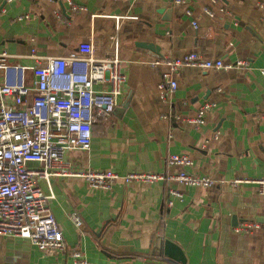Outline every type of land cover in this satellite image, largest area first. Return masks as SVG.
Wrapping results in <instances>:
<instances>
[{
    "label": "crops",
    "instance_id": "obj_1",
    "mask_svg": "<svg viewBox=\"0 0 264 264\" xmlns=\"http://www.w3.org/2000/svg\"><path fill=\"white\" fill-rule=\"evenodd\" d=\"M70 2L0 0V51L12 63L32 66L31 48L40 56L66 55L81 29L106 36L108 54L118 41L124 93L111 114L94 123L89 147L66 158L87 170L174 173L181 167L168 165L166 157L186 154L192 160L186 171L217 184L179 186L182 196L173 198L167 190L176 184L162 181H118L102 190L80 178H39L38 186L52 196L48 205L65 249L42 251L27 238L0 236V264H75L71 249L83 251L89 264H180L160 250L157 237L179 246L187 264H264V195L253 182L228 183L264 178V0ZM189 52L244 64L181 67L173 74L176 89L161 92L167 68L149 62ZM25 78L33 79L30 70ZM204 102L214 105L203 124L185 122ZM72 212L80 215L81 228L69 219ZM244 221L260 226L251 234L235 232Z\"/></svg>",
    "mask_w": 264,
    "mask_h": 264
},
{
    "label": "built area",
    "instance_id": "obj_2",
    "mask_svg": "<svg viewBox=\"0 0 264 264\" xmlns=\"http://www.w3.org/2000/svg\"><path fill=\"white\" fill-rule=\"evenodd\" d=\"M70 2V0H66ZM71 3V2H70ZM185 4V0H174ZM205 11L212 15L211 11ZM186 14L191 15L189 8ZM20 19V18H18ZM197 28L196 21L191 22ZM75 50L61 56H40L31 48L32 66L9 61L10 54L0 51V236L14 235L27 238L42 251L64 250L61 230L50 210L46 195L37 179L47 183L52 177L80 178L90 187L109 190L113 184L175 183L168 186L169 197L181 198L179 186L212 187L217 183L209 176L186 171L192 165L186 154H169L166 163L181 167L177 172L133 171L118 174L111 170H87L76 168L66 158L75 149H87L91 142L93 125L108 117L124 93L126 76L118 58V41L113 54L107 52V38L95 30L76 31ZM151 66L164 65L158 84L161 92H172L177 87L173 74L184 66H196L205 70L230 69L244 62L225 63L221 59H206L197 52H189L177 58L155 59ZM31 71L33 79L28 83L25 72ZM264 75V69L261 70ZM214 104L204 102L195 116L184 121L195 127L203 124L205 115ZM264 117V116H263ZM34 163L35 166L30 164ZM241 182H253L264 195V178L230 180L235 187ZM226 183L224 180L219 182ZM171 205V202L169 201ZM77 228L83 222L77 212L69 214ZM258 222H240L233 230L237 233H253ZM69 258L75 264H89L81 250L71 249Z\"/></svg>",
    "mask_w": 264,
    "mask_h": 264
},
{
    "label": "water",
    "instance_id": "obj_3",
    "mask_svg": "<svg viewBox=\"0 0 264 264\" xmlns=\"http://www.w3.org/2000/svg\"><path fill=\"white\" fill-rule=\"evenodd\" d=\"M156 242L158 245L160 244V250L170 259L180 264H187L182 250L175 243L170 240H164L162 237H157Z\"/></svg>",
    "mask_w": 264,
    "mask_h": 264
}]
</instances>
